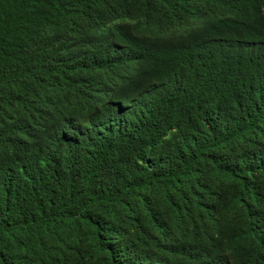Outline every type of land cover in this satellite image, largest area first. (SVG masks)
<instances>
[{
	"label": "trees",
	"instance_id": "obj_1",
	"mask_svg": "<svg viewBox=\"0 0 264 264\" xmlns=\"http://www.w3.org/2000/svg\"><path fill=\"white\" fill-rule=\"evenodd\" d=\"M0 264H264V0H0Z\"/></svg>",
	"mask_w": 264,
	"mask_h": 264
}]
</instances>
